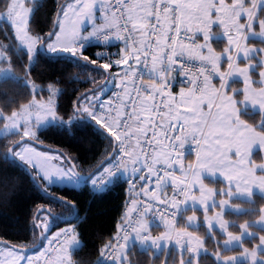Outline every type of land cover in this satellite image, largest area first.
Returning a JSON list of instances; mask_svg holds the SVG:
<instances>
[{
	"label": "snow or ice",
	"instance_id": "snow-or-ice-1",
	"mask_svg": "<svg viewBox=\"0 0 264 264\" xmlns=\"http://www.w3.org/2000/svg\"><path fill=\"white\" fill-rule=\"evenodd\" d=\"M40 7V0H0L5 106L16 102L17 86L30 95L43 91L30 79L41 58L74 61L119 91L101 98L105 83L82 93L66 118L57 114L63 90L55 84L46 101L32 95L10 115L0 109L4 131L21 137L0 146L3 164L62 209L54 214L41 206L30 226L39 247L2 245L0 264H39L32 255L45 242L53 250L44 264H134L129 256L137 248L153 253L154 264H264V0H67L48 31ZM117 41L121 51H104ZM89 46L99 51L89 55ZM15 52L23 54V77L12 67ZM50 126L104 137L103 158L79 171L71 160L39 166L23 138ZM121 180L133 189L139 184L140 199L131 201L112 240L96 249L97 259L75 227L51 236L48 217L70 222L80 209L50 189L87 184L103 192ZM19 184L0 165V203L7 198L2 190ZM229 209L243 215L226 218ZM160 224L163 231L153 235Z\"/></svg>",
	"mask_w": 264,
	"mask_h": 264
},
{
	"label": "trees",
	"instance_id": "trees-1",
	"mask_svg": "<svg viewBox=\"0 0 264 264\" xmlns=\"http://www.w3.org/2000/svg\"><path fill=\"white\" fill-rule=\"evenodd\" d=\"M66 0H41L42 7L39 9V17L42 21L44 31H48L52 26L50 18L55 11H58V5L63 4ZM2 39V38H0ZM8 43V41H4ZM222 43L216 42V46ZM122 45L115 43L109 50L111 54H115L120 50ZM107 50V49H104ZM94 51H99L95 46L89 47L87 52L89 55ZM12 56V67L18 76L25 75L24 69L20 67L23 62V54L21 52L10 53ZM115 59V56L113 55ZM115 70V69H114ZM30 79L39 84L43 89L37 95V98H47L48 85L55 84L62 89V94L58 97L57 114L67 117L71 114L72 105L76 98L82 93L93 88H97L104 83L105 79L98 73L92 72L83 66H77L74 61L62 60L60 62H50L45 58H41L39 63L32 69ZM93 80V83H89ZM112 87V86H111ZM110 92V91H109ZM107 93V97L109 96ZM35 95V94H32ZM32 95L29 90L24 87L17 86L12 99L16 102L11 104V107H6L5 102L0 100V109L5 115H10L11 111L18 110L20 105L27 104ZM2 125V124H0ZM33 140L51 148L63 151L66 157L77 166V171L80 169H90L97 165L103 158V152L107 148V141L104 137L70 136L56 127L50 126L40 130ZM18 141L17 136H7L0 138V146L3 144H15ZM5 151L7 149H4ZM0 165L7 168L10 175L20 177V184L14 192H8L7 189L2 190L7 193V198L3 203H0V241L9 245L26 246L23 248L27 251L28 248H34L39 242V235L31 231V223L34 216L41 206L50 208L54 214L62 212V209L52 203L42 192H40L33 182L26 178L24 173L16 170L13 167L3 164V159L0 158ZM57 196L67 198L74 201L79 209V218L68 222L66 220H55L48 217L50 225V234L54 236L65 228L74 226L80 237L86 241L88 248L86 252L93 254L92 258L97 259V248H102L105 243L112 240L117 234L118 226L121 224L122 218L125 216V206L127 202V182H120L110 185L103 192H93L87 184L81 185L79 188L73 187H57L50 189ZM237 215L228 210L226 218H236ZM244 218H247L246 216ZM243 222V220H239ZM39 233V229H36ZM51 238V237H50ZM47 242L40 250L44 252L47 249ZM2 246V245H1ZM211 248V245H208ZM1 248V247H0ZM41 251V252H42ZM84 253L82 252L81 255ZM153 253H144L139 248L129 260L134 264H154ZM43 255L41 256V258ZM78 257L74 256V259Z\"/></svg>",
	"mask_w": 264,
	"mask_h": 264
},
{
	"label": "rangeland",
	"instance_id": "rangeland-1",
	"mask_svg": "<svg viewBox=\"0 0 264 264\" xmlns=\"http://www.w3.org/2000/svg\"><path fill=\"white\" fill-rule=\"evenodd\" d=\"M70 15H71V13H70ZM221 46H222V44L221 45H218L217 48H219ZM3 67H7V65L0 64V68H3ZM35 84L41 88V86L39 84H37V83H35ZM55 86L57 88H59L57 85H55ZM111 86L112 85L109 82L108 83V88L105 90V93L102 95L101 98L108 99L107 93L110 91ZM35 99L37 101H46L48 99V96H47V98L40 99V98H37V95L35 94ZM56 103H58V97L56 98ZM21 131H23V129H21ZM32 131L35 132V137L40 132V130H37L36 128H33ZM10 135H11V133L10 132H7L6 133L4 131V129H3V125H0V138L7 137V136H10ZM17 138H18V141L21 140V137L20 136H17ZM23 139L31 140L33 138L24 137ZM24 145H25L26 148H31V149H34L35 150V152H29V153H26V155H28L29 157H31L33 159H36L37 164L39 166H41V167H46V168H49V169H54L56 166L60 165L61 162L64 165H67L68 162H69V159H64V157H66V156L63 154V157H62L61 156V152H59V151H55V150H52V149L50 150V149H47V148H42V147H40V146H38V145H36V144H34L32 142H29V141L24 142ZM38 154H41V155H38ZM80 186H76V187H73V188H79ZM42 250H40V252ZM38 258H39L38 253H35V254L32 255V259L37 260ZM7 264H14V262L8 261Z\"/></svg>",
	"mask_w": 264,
	"mask_h": 264
},
{
	"label": "built area",
	"instance_id": "built-area-1",
	"mask_svg": "<svg viewBox=\"0 0 264 264\" xmlns=\"http://www.w3.org/2000/svg\"><path fill=\"white\" fill-rule=\"evenodd\" d=\"M89 47H92V46H89ZM104 51L110 52L109 49L104 50ZM118 91H119L118 88L111 87L110 92H109L108 99H112V93L118 92ZM131 184H132L131 181H127V202H126V206H125V213L127 212L128 208L131 207V201L132 200H139L140 199V197H138L136 195L137 191L139 190V184L136 185V189H133L132 186H131ZM157 223H159V221H157ZM52 250H53V246L52 245H49L47 243V249L44 252L43 257L40 260L37 259L39 261V264H44L45 259L47 257V253L50 252V251H52ZM37 260H34V261H37Z\"/></svg>",
	"mask_w": 264,
	"mask_h": 264
},
{
	"label": "water",
	"instance_id": "water-1",
	"mask_svg": "<svg viewBox=\"0 0 264 264\" xmlns=\"http://www.w3.org/2000/svg\"><path fill=\"white\" fill-rule=\"evenodd\" d=\"M65 2H67V0H66ZM65 2H64V3H65ZM105 83H109V82H107V81L105 80L103 84H105ZM103 84H101V85H103ZM101 85H100V86H101ZM100 86H98V87H100ZM98 87H97V88H98ZM26 141L32 142V143H34V144H36V145H38V146H40V147H42V148H47V149H50V150L52 149V150H55V151H59V152H61V153H63V154L65 155V153H64L63 151H61V150H59V149L51 148V147H48V146H44V145H42V144H40V143L34 141L33 139H31V140L23 139V142H26ZM65 156H66V155H65ZM39 211H40V209L37 211V214L39 213ZM74 219H75V218H72L71 221L74 220ZM5 244H7V243H4V242L0 241V246H1V245H5ZM39 244H40V236H39V242H38V244H37L33 249L39 247ZM8 245H9V244H8ZM40 249H41V248H40Z\"/></svg>",
	"mask_w": 264,
	"mask_h": 264
},
{
	"label": "crops",
	"instance_id": "crops-1",
	"mask_svg": "<svg viewBox=\"0 0 264 264\" xmlns=\"http://www.w3.org/2000/svg\"><path fill=\"white\" fill-rule=\"evenodd\" d=\"M116 43H119V41H117ZM122 49V46L120 47V50ZM188 157H186V159H187ZM230 210V209H229ZM72 227H74V226H72ZM71 228V227H70ZM153 235H157V234H159V232H161V231H163V225L162 224H160V227L159 228H153ZM47 244V243H46ZM44 251V250H43ZM43 251L42 252H40V253H43ZM0 252H3L4 253V255L6 256L7 255V253L5 252V250L1 247L0 248ZM40 253H38V256H39V258H38V260H40L41 259V256L42 255H40ZM34 260V259H33Z\"/></svg>",
	"mask_w": 264,
	"mask_h": 264
}]
</instances>
